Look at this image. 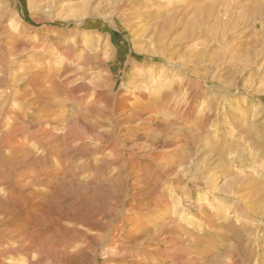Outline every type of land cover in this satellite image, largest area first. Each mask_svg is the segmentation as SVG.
Here are the masks:
<instances>
[{
	"label": "rangeland",
	"instance_id": "rangeland-1",
	"mask_svg": "<svg viewBox=\"0 0 264 264\" xmlns=\"http://www.w3.org/2000/svg\"><path fill=\"white\" fill-rule=\"evenodd\" d=\"M0 264H264V0H0Z\"/></svg>",
	"mask_w": 264,
	"mask_h": 264
}]
</instances>
